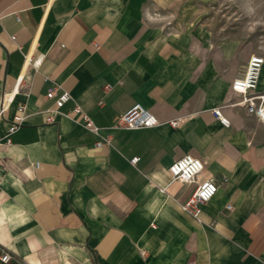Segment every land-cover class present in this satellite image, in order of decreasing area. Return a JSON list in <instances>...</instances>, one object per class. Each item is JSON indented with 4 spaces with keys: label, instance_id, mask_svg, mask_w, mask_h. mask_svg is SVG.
I'll use <instances>...</instances> for the list:
<instances>
[{
    "label": "crops",
    "instance_id": "1",
    "mask_svg": "<svg viewBox=\"0 0 264 264\" xmlns=\"http://www.w3.org/2000/svg\"><path fill=\"white\" fill-rule=\"evenodd\" d=\"M156 1L0 0V250L15 264H264V123L231 89L250 54L168 28ZM135 104L159 124L117 128ZM187 155L203 171L173 180ZM205 181L218 192L197 220L181 206Z\"/></svg>",
    "mask_w": 264,
    "mask_h": 264
},
{
    "label": "built area",
    "instance_id": "2",
    "mask_svg": "<svg viewBox=\"0 0 264 264\" xmlns=\"http://www.w3.org/2000/svg\"><path fill=\"white\" fill-rule=\"evenodd\" d=\"M264 68V56L259 53L250 54L247 63L241 68L238 75L234 78L232 83V91L234 94L241 97L239 103L235 105H241L247 108L248 112L256 116L261 122L264 123V92H259V85L261 80L262 71ZM57 90L52 89L48 92L47 98L54 99L56 97ZM71 100V94L67 91H63L55 101V109L49 110L47 123L55 122L53 112L61 109L67 102ZM12 98L1 100L0 117L3 118L6 114ZM75 113L79 114L82 118L83 125L92 132L99 133L98 128L91 116L83 112L80 107L75 109ZM214 116L225 127H230L231 122L228 117L225 116L221 108H216L212 111ZM27 109L25 106H20L14 117V120L8 130L9 135L16 132L21 126L26 123ZM159 124L158 118L148 109L141 104L133 105L127 110L120 118L117 128L127 129H149L154 128ZM173 127L179 125L178 121L171 122ZM110 137L105 138L96 144V147H101L105 143H109ZM10 142V139L8 140ZM139 162V158H133L131 164L136 165ZM204 169V163L201 159L192 155L184 156L176 160L169 168L171 178L181 182L193 181ZM218 186L214 181H205L201 183L192 196L181 206L183 212L189 216L199 220L202 215V206L210 202L217 194ZM146 251L143 250L142 254L146 255ZM16 261L13 255L5 250H0V264H15ZM190 264H197L192 262Z\"/></svg>",
    "mask_w": 264,
    "mask_h": 264
},
{
    "label": "rangeland",
    "instance_id": "3",
    "mask_svg": "<svg viewBox=\"0 0 264 264\" xmlns=\"http://www.w3.org/2000/svg\"><path fill=\"white\" fill-rule=\"evenodd\" d=\"M168 28L199 34L210 50L264 56V0H157Z\"/></svg>",
    "mask_w": 264,
    "mask_h": 264
}]
</instances>
